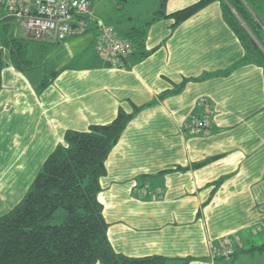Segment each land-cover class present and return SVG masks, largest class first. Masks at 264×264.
<instances>
[{"label": "crops", "instance_id": "crops-1", "mask_svg": "<svg viewBox=\"0 0 264 264\" xmlns=\"http://www.w3.org/2000/svg\"><path fill=\"white\" fill-rule=\"evenodd\" d=\"M90 1L88 30L58 43L36 42L9 21V33L25 40L32 60H41L23 72L3 47L8 10L0 5V216L22 199L67 130L86 131L110 123L119 110L142 107L99 181L113 250L229 264L221 251L230 249L231 264L239 257L250 263L257 254L264 264V251L251 250L264 248V67L242 61L244 47L219 2L175 27L170 18L150 24L149 54L111 66L95 50L98 23L123 36L149 21L159 0H149L153 9L143 21L116 7L109 23L91 12ZM196 1L166 0L165 11ZM202 98L211 112L206 129L196 131L192 120L203 113Z\"/></svg>", "mask_w": 264, "mask_h": 264}, {"label": "trees", "instance_id": "trees-1", "mask_svg": "<svg viewBox=\"0 0 264 264\" xmlns=\"http://www.w3.org/2000/svg\"><path fill=\"white\" fill-rule=\"evenodd\" d=\"M165 2L159 0L149 21L128 29L123 36L113 30L129 46L126 54L121 56L120 66L131 54H137L138 59L149 54L144 47L150 24L161 18H170L171 27H175L208 4L219 2L224 21L244 47L242 61L264 67V28L257 14L264 0H197L168 14ZM10 20L14 18L8 13L2 19L3 47L8 48L9 63L20 72L36 68L41 60H32L25 40L9 33ZM4 65L5 58L0 51V91ZM45 84L46 80H43L40 88ZM181 88L182 84L174 92ZM141 108L129 113L119 110L108 124L64 133L63 143L46 157L22 199L0 216V264H190L193 258L188 256L128 257L116 253L107 236L108 225L98 199L99 181L105 175L107 156ZM59 209L64 210L65 217L61 223L51 224ZM254 249L264 251L262 247L251 250Z\"/></svg>", "mask_w": 264, "mask_h": 264}, {"label": "built area", "instance_id": "built-area-1", "mask_svg": "<svg viewBox=\"0 0 264 264\" xmlns=\"http://www.w3.org/2000/svg\"><path fill=\"white\" fill-rule=\"evenodd\" d=\"M4 6L8 15L36 42H62L70 36L82 34L91 23L90 0H8ZM98 24L95 50L111 66L119 67L121 56L129 48L128 43L116 36L109 25ZM198 103L202 105L203 113L192 120L196 131L206 129L211 112V105L205 98ZM231 252L225 249L221 254L227 256Z\"/></svg>", "mask_w": 264, "mask_h": 264}, {"label": "rangeland", "instance_id": "rangeland-1", "mask_svg": "<svg viewBox=\"0 0 264 264\" xmlns=\"http://www.w3.org/2000/svg\"><path fill=\"white\" fill-rule=\"evenodd\" d=\"M93 5L91 8V12L94 13L99 19L105 23H109L108 19H111L115 13L116 7H124V11H127L130 15H134L139 17L140 21H143L144 18L149 15L153 8V3L149 0H142L140 2H134L133 0H126V1H118V0H92ZM1 4L6 5V2H2ZM152 4V5H151ZM261 9H257V14L259 15V22L264 28V4ZM264 30V29H263ZM24 178L21 177L20 181H23ZM65 217V212L62 209H59L55 215L54 219L52 220L51 224H59L62 222L63 218ZM218 252V251H217ZM259 254L256 255L254 260L249 263V259H244V261L239 257L237 261L233 264H261L260 260L258 259ZM263 258L261 259L264 262V254L262 255ZM229 256H224L226 261L231 264L232 260L228 258Z\"/></svg>", "mask_w": 264, "mask_h": 264}]
</instances>
